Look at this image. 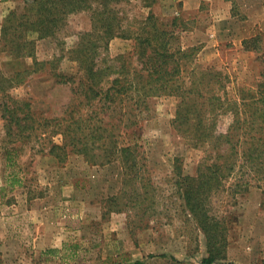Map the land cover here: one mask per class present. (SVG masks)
<instances>
[{"label": "rangeland", "instance_id": "obj_1", "mask_svg": "<svg viewBox=\"0 0 264 264\" xmlns=\"http://www.w3.org/2000/svg\"><path fill=\"white\" fill-rule=\"evenodd\" d=\"M26 1L32 0H0V39L6 16L21 11ZM128 1V25L153 15L161 27L176 32L183 48H197L194 61L186 65V81L193 68L212 69L227 77L233 99L255 89L264 54L263 0H192L189 10L186 0ZM90 29L91 17L84 11L69 15L56 38L32 36L35 59L51 65L10 93L19 103H29L37 123L60 117L71 104V89L58 84L55 74L76 71L69 51ZM255 37L259 50L245 51V40ZM132 47L130 41L114 39L110 55L115 58ZM32 63L26 58L22 69ZM14 68L20 67L0 51V71L10 74ZM179 103L174 95L151 99L147 120L120 138L138 146L149 196L146 213L127 200L120 162L94 166L72 156L59 165L46 154L40 131L30 139L10 137L0 116V264H204L205 236L189 221L177 186L196 177L203 153L173 123ZM235 182L236 177L210 198V212L227 235L226 260L214 264H264V189L234 193ZM52 249L58 252L46 253Z\"/></svg>", "mask_w": 264, "mask_h": 264}, {"label": "trees", "instance_id": "obj_2", "mask_svg": "<svg viewBox=\"0 0 264 264\" xmlns=\"http://www.w3.org/2000/svg\"><path fill=\"white\" fill-rule=\"evenodd\" d=\"M128 3L32 0L26 1L21 11H10L1 28L0 51L20 68L10 74L0 71V116L10 137L30 139L40 131V137L47 140L46 154L59 165L72 156L83 157L94 166L120 162L127 200L146 213L149 196L139 167L138 146L120 138L147 120L151 99L177 96L180 103L173 123L191 147L203 153L196 177L182 179L177 186L189 221L205 236L208 256L203 263L224 261L226 227L211 214L210 198L235 177L234 193L248 192L250 187L264 189V54L255 89L246 97L233 99L227 77L212 69L193 68L186 81L183 74L186 65L194 61L197 48H183L176 32L161 27L153 15L128 25ZM84 11L90 14L91 29L81 33L69 51L77 69L72 74H55L58 84L71 89L72 102L60 117L37 123L29 103H19L10 93L51 65L35 59L36 39L32 36L56 38L69 15ZM117 38L132 42L133 47L114 58L109 48ZM244 45L245 51L259 50L256 37L245 40ZM26 58H32L33 63L22 69ZM57 136L61 137L59 143L54 141Z\"/></svg>", "mask_w": 264, "mask_h": 264}, {"label": "crops", "instance_id": "obj_3", "mask_svg": "<svg viewBox=\"0 0 264 264\" xmlns=\"http://www.w3.org/2000/svg\"><path fill=\"white\" fill-rule=\"evenodd\" d=\"M191 2H192V0H186L185 1V10H189L190 9ZM187 5H188V7H187Z\"/></svg>", "mask_w": 264, "mask_h": 264}]
</instances>
